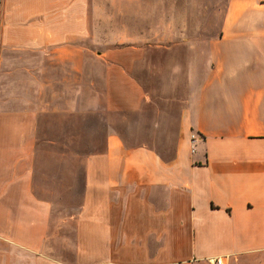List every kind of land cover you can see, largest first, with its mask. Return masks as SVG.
I'll list each match as a JSON object with an SVG mask.
<instances>
[{
    "label": "crops",
    "instance_id": "0c3cea01",
    "mask_svg": "<svg viewBox=\"0 0 264 264\" xmlns=\"http://www.w3.org/2000/svg\"><path fill=\"white\" fill-rule=\"evenodd\" d=\"M93 1L0 0V264H264V0H227L202 61L167 78L172 114L134 75L144 51L104 55L106 107L142 112V145L106 134L84 163L73 241L61 227L57 238L35 185L40 132L53 136L40 114L55 94L31 76L58 61L82 78L86 52L73 43L90 35Z\"/></svg>",
    "mask_w": 264,
    "mask_h": 264
},
{
    "label": "rangeland",
    "instance_id": "374dc122",
    "mask_svg": "<svg viewBox=\"0 0 264 264\" xmlns=\"http://www.w3.org/2000/svg\"><path fill=\"white\" fill-rule=\"evenodd\" d=\"M226 2L94 0L89 10L90 35L73 43L86 52L82 78L73 76L68 63L53 59L47 64L46 79L42 75L31 76L35 90H44L45 95L46 92L55 94L50 107H44L49 112L40 114L45 129L50 128L53 136L51 143H47L46 130L44 137L40 132L35 185L37 194L54 204L52 228L57 238L58 228H65L61 241H73V214L80 210L83 199L84 163L90 155L104 151L106 134L114 130L129 145H142V138L134 137L142 128V112H112L106 107L108 62L104 55L117 50L144 51V58L134 60V75L157 99L162 101L163 96L167 100L166 110L172 114L174 105L170 102L174 100L165 98L172 93V87L166 84L167 78L174 73L185 76L188 64L202 61L196 51L202 50L204 42L220 35ZM130 60L128 57L127 61ZM15 77L24 80V76ZM80 87L82 103L79 106V101L77 105L72 101L75 89L79 91ZM36 100L40 101L38 109H42L41 95ZM169 127V131H174ZM158 149L166 159L173 156L171 146H158ZM64 213L71 215L65 227Z\"/></svg>",
    "mask_w": 264,
    "mask_h": 264
},
{
    "label": "built area",
    "instance_id": "2783aa9c",
    "mask_svg": "<svg viewBox=\"0 0 264 264\" xmlns=\"http://www.w3.org/2000/svg\"><path fill=\"white\" fill-rule=\"evenodd\" d=\"M196 142L195 136H192V146H194V143ZM213 264H224L223 260L220 258L214 259Z\"/></svg>",
    "mask_w": 264,
    "mask_h": 264
}]
</instances>
